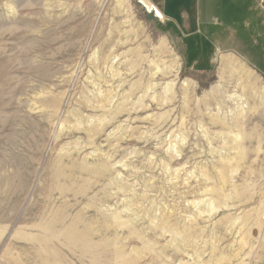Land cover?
Masks as SVG:
<instances>
[{"label":"rangeland","instance_id":"1","mask_svg":"<svg viewBox=\"0 0 264 264\" xmlns=\"http://www.w3.org/2000/svg\"><path fill=\"white\" fill-rule=\"evenodd\" d=\"M144 1L0 0V264H264V0Z\"/></svg>","mask_w":264,"mask_h":264},{"label":"bare ground","instance_id":"2","mask_svg":"<svg viewBox=\"0 0 264 264\" xmlns=\"http://www.w3.org/2000/svg\"><path fill=\"white\" fill-rule=\"evenodd\" d=\"M146 1V2H145ZM144 5L149 8L151 11L156 10L153 5L149 2V0H145ZM154 12V11H153ZM156 15L159 16L162 20V15L156 10ZM218 65L220 71L218 72L220 77L223 76L225 72H235L237 75V78L239 77L240 80L244 81L245 84L249 83L247 86L250 88H257L256 85H258V77H255L254 72L252 70H249L242 61H239V58L235 57L233 54H221L218 58ZM234 73V74H235ZM228 74V73H227ZM139 82V81H138ZM137 82V83H138ZM241 82V81H240ZM136 83V84H137ZM239 83V82H238ZM139 85V83L137 84ZM137 87V86H136ZM242 88V87H241ZM260 90H263L264 92V85H260L258 87ZM210 91V90H209ZM264 94V93H263Z\"/></svg>","mask_w":264,"mask_h":264},{"label":"crops","instance_id":"3","mask_svg":"<svg viewBox=\"0 0 264 264\" xmlns=\"http://www.w3.org/2000/svg\"><path fill=\"white\" fill-rule=\"evenodd\" d=\"M153 1V0H152ZM255 1V0H254ZM257 2L259 0H256ZM149 2L153 5V7L162 15L163 17V20L165 19V23L168 24V26L172 27L173 28V34L175 33L179 39L180 38V41L181 43L179 44L180 47H181V52H187L186 49L184 48V44H183V40L187 39L189 35H191V31L190 33L188 32V30H190V23L189 21L187 20H184L182 17H181V22L178 20L175 19V17L170 13V11L166 10L165 7H164V4L161 2V0H159V3H152L150 0ZM249 9L250 8V5L247 6V11L249 12ZM250 13V12H249ZM178 43V42H177Z\"/></svg>","mask_w":264,"mask_h":264},{"label":"built area","instance_id":"4","mask_svg":"<svg viewBox=\"0 0 264 264\" xmlns=\"http://www.w3.org/2000/svg\"><path fill=\"white\" fill-rule=\"evenodd\" d=\"M150 11V10H149ZM156 17H158L160 20H162L159 16L156 15V10H153ZM151 12V11H150Z\"/></svg>","mask_w":264,"mask_h":264}]
</instances>
